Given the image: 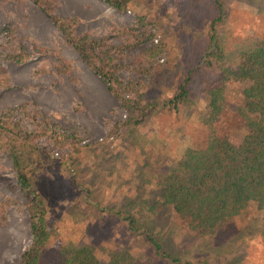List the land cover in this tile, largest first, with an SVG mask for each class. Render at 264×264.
Returning <instances> with one entry per match:
<instances>
[{
  "label": "rangeland",
  "instance_id": "1",
  "mask_svg": "<svg viewBox=\"0 0 264 264\" xmlns=\"http://www.w3.org/2000/svg\"><path fill=\"white\" fill-rule=\"evenodd\" d=\"M223 1L229 15L217 35L226 66L234 68L240 54L264 38V0ZM47 2L55 18L76 21L80 54L42 7L0 0V264H19L30 247L38 201L48 211L50 230H57L55 244L88 246L103 264L119 254L139 261L149 254L125 222L100 213L93 202L123 216L137 211L140 224L189 259L197 231L169 207L155 214L148 207L161 187L155 163L170 166L187 148L206 142L201 91L219 77L201 63L206 27L216 16L213 0H135L123 13L103 0ZM191 68V98L180 116L159 111L146 123L127 125L124 100L137 105V114L169 98ZM235 87L229 84V90ZM227 101L234 104L233 92ZM232 223L253 236L242 247L236 239L228 244L226 258L264 264V237L256 235L264 211L253 207L246 221ZM231 226L228 221L223 229ZM223 229L216 236L221 240Z\"/></svg>",
  "mask_w": 264,
  "mask_h": 264
},
{
  "label": "trees",
  "instance_id": "2",
  "mask_svg": "<svg viewBox=\"0 0 264 264\" xmlns=\"http://www.w3.org/2000/svg\"><path fill=\"white\" fill-rule=\"evenodd\" d=\"M31 1L42 7L61 35L80 54L81 39L73 36L76 21H62L52 16L44 7L47 0ZM133 1L103 0L118 13L127 11ZM213 5L216 16L206 27L201 63L208 69L217 70L219 77L201 91L206 110L199 118L207 132L206 142L200 148H187L170 166H165V160L155 163L159 166L155 171L162 174L161 187L158 201L148 207L154 214L158 207H169L176 220L197 231L195 236L198 239L191 242L189 259L183 258L184 254L174 252L164 238L153 234L150 226L139 223L137 211L123 216L121 211L93 202L92 206L100 213L125 222L130 234L142 238L149 254L141 261L128 254H119L105 264H232L231 258H226V246L236 240L241 247L245 246V237L253 236L246 226L232 222L237 219L246 221L253 207L264 211V38L243 51L234 68L226 66L217 26L226 21L229 12L223 0H213ZM195 71L191 68L186 72L178 89L169 98L148 104L137 114H133L137 105L124 100L122 105L129 114L127 125L134 127L146 123L148 118L160 112L180 116L181 110L190 102L189 87ZM229 84L236 87L229 90ZM229 92H233L234 98L231 105L227 101ZM229 107L231 112H228ZM233 114L240 118V123L232 117ZM222 128L225 131L221 132ZM149 154L152 156V152ZM19 181L23 189H28L22 174ZM83 194L88 197V192ZM32 211V243L19 264H103L88 246L55 244L58 236L53 235L57 230H50L48 211L41 201ZM228 221L233 226L223 229ZM220 229L225 235L223 240L216 237ZM257 232L256 235L264 237V226L261 232Z\"/></svg>",
  "mask_w": 264,
  "mask_h": 264
},
{
  "label": "clouds",
  "instance_id": "3",
  "mask_svg": "<svg viewBox=\"0 0 264 264\" xmlns=\"http://www.w3.org/2000/svg\"><path fill=\"white\" fill-rule=\"evenodd\" d=\"M69 227H71V222H69Z\"/></svg>",
  "mask_w": 264,
  "mask_h": 264
}]
</instances>
